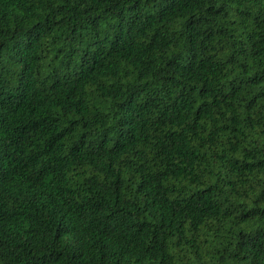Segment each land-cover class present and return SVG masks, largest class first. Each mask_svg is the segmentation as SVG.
Listing matches in <instances>:
<instances>
[{"label":"trees","instance_id":"1","mask_svg":"<svg viewBox=\"0 0 264 264\" xmlns=\"http://www.w3.org/2000/svg\"><path fill=\"white\" fill-rule=\"evenodd\" d=\"M0 264H264V0H0Z\"/></svg>","mask_w":264,"mask_h":264}]
</instances>
